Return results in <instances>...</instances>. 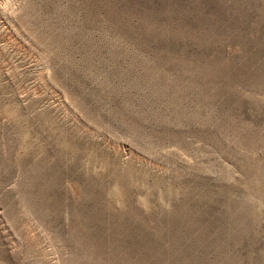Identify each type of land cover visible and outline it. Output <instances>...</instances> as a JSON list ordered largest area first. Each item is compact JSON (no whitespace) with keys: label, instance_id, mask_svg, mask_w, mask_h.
I'll return each instance as SVG.
<instances>
[{"label":"rangeland","instance_id":"obj_1","mask_svg":"<svg viewBox=\"0 0 264 264\" xmlns=\"http://www.w3.org/2000/svg\"><path fill=\"white\" fill-rule=\"evenodd\" d=\"M0 264H264V0H0Z\"/></svg>","mask_w":264,"mask_h":264}]
</instances>
